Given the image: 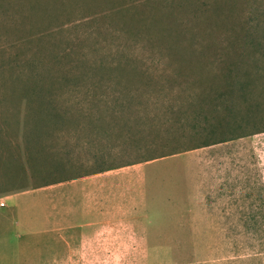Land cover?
Masks as SVG:
<instances>
[{
	"label": "rangeland",
	"instance_id": "1",
	"mask_svg": "<svg viewBox=\"0 0 264 264\" xmlns=\"http://www.w3.org/2000/svg\"><path fill=\"white\" fill-rule=\"evenodd\" d=\"M262 134L264 0H0V202L145 164L179 214L76 264H264Z\"/></svg>",
	"mask_w": 264,
	"mask_h": 264
},
{
	"label": "crops",
	"instance_id": "2",
	"mask_svg": "<svg viewBox=\"0 0 264 264\" xmlns=\"http://www.w3.org/2000/svg\"><path fill=\"white\" fill-rule=\"evenodd\" d=\"M259 137L264 145V135ZM244 140H225L210 148L227 154ZM212 166L225 168L218 160ZM132 167L57 179L4 195L0 264L90 263L92 247L149 246L156 236L167 235L179 214L152 196L153 178L145 164ZM225 185L224 180L220 186Z\"/></svg>",
	"mask_w": 264,
	"mask_h": 264
},
{
	"label": "built area",
	"instance_id": "3",
	"mask_svg": "<svg viewBox=\"0 0 264 264\" xmlns=\"http://www.w3.org/2000/svg\"><path fill=\"white\" fill-rule=\"evenodd\" d=\"M3 206H4V203L1 202V203H0V207H3Z\"/></svg>",
	"mask_w": 264,
	"mask_h": 264
}]
</instances>
